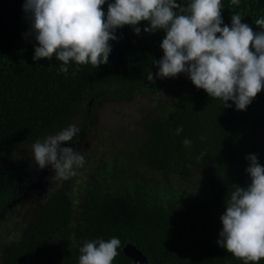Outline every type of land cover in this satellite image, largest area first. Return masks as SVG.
<instances>
[{
	"label": "trees",
	"instance_id": "1",
	"mask_svg": "<svg viewBox=\"0 0 264 264\" xmlns=\"http://www.w3.org/2000/svg\"><path fill=\"white\" fill-rule=\"evenodd\" d=\"M24 2L0 0V264H79L85 240L112 237L121 241L112 264H133L123 252L126 243L148 264H244L217 241L231 193L251 183L246 157L255 154L264 166V89L246 110H237L232 101L224 108L183 73L155 79L165 32L145 33L147 21L137 25L139 35L128 25L116 30L108 64L70 61L65 75L55 57L33 60L38 43ZM221 3L224 24L231 26L239 13L242 23L260 31L255 21L264 18V0ZM150 71L154 83L147 80ZM143 96L152 104L139 109L131 140L122 136L126 128L121 137L109 129L106 146L114 152L85 157L83 168L90 170L79 183L75 175L48 191L44 172L50 166L39 169L33 156L25 163L10 160L75 124L81 132L64 144L72 146L92 133L104 102ZM16 205L22 209L12 231L19 234L8 239L12 231L1 230V220ZM248 264H264V258Z\"/></svg>",
	"mask_w": 264,
	"mask_h": 264
},
{
	"label": "clouds",
	"instance_id": "2",
	"mask_svg": "<svg viewBox=\"0 0 264 264\" xmlns=\"http://www.w3.org/2000/svg\"><path fill=\"white\" fill-rule=\"evenodd\" d=\"M105 3L25 0L23 10L30 14V31L38 43L33 60L51 61L55 57L63 62L59 71L65 75L70 61L93 67L108 64L112 51L109 42L118 39L116 30L128 25L139 35L141 28L137 25L147 21L145 33L165 32L160 44L164 55L154 61L159 68L155 79L183 73L198 89L221 99L224 108H230L227 102L232 101L237 110H246L264 89V18L255 21L260 31H253L249 24L242 23L239 13L231 16V26L224 24L221 0H190L187 6L177 0H113L107 4L106 14ZM239 3L231 0L232 5ZM155 79L150 71L147 80L154 83ZM182 131V126L175 129L177 135ZM80 132L71 124L33 143L31 155L38 168L51 166L55 176L64 180L77 175V169L86 163L85 157L75 146L63 145ZM183 143L190 147L192 142L185 138ZM246 159L251 183L247 187L236 185L231 193L220 217L223 227L217 241L244 264L264 258V166L255 154ZM120 245L117 237L85 240L79 248V264H112Z\"/></svg>",
	"mask_w": 264,
	"mask_h": 264
},
{
	"label": "rangeland",
	"instance_id": "3",
	"mask_svg": "<svg viewBox=\"0 0 264 264\" xmlns=\"http://www.w3.org/2000/svg\"><path fill=\"white\" fill-rule=\"evenodd\" d=\"M149 98L146 96L134 98L129 101H106L104 102L98 109L96 114V118L94 120L95 125L92 129V133L86 137L82 138L76 144H72L77 149L81 151V154L84 157L92 158L95 155L103 156L104 154H112L115 149V146L109 145L106 146L108 143V139L110 137V130L113 129V137L120 136L123 133L124 129L126 131L122 134L124 140L128 142L131 137V131L133 130V121L137 119L139 116V109L150 105ZM77 124V123H76ZM77 126V125H76ZM123 127V128H121ZM132 127V128H131ZM121 128V129H120ZM69 146V145H64ZM117 148H121L117 146ZM32 147L29 149H22L19 152H16L15 155H9L12 161H19V162H27V159L32 156ZM16 159V160H15ZM87 168H83L80 172H77L75 181L79 183L82 181L86 173L90 170V165L86 166ZM45 183L46 189L49 191L55 186H58L63 179H59L55 176V173L52 171L51 166L45 170ZM34 187L40 188L38 186ZM28 201V200H27ZM26 201V202H27ZM23 207V206H22ZM21 207L15 206L12 209H9L6 216H4L1 220V230H3L6 234L8 230L12 231V224L14 220L17 218V213ZM22 209V208H21ZM19 230L16 233L12 231V233L7 234L8 239H16L18 237Z\"/></svg>",
	"mask_w": 264,
	"mask_h": 264
},
{
	"label": "water",
	"instance_id": "4",
	"mask_svg": "<svg viewBox=\"0 0 264 264\" xmlns=\"http://www.w3.org/2000/svg\"><path fill=\"white\" fill-rule=\"evenodd\" d=\"M35 186L40 187L41 185L37 183ZM123 252L133 261V264H148V261L143 253L132 243H126L123 247Z\"/></svg>",
	"mask_w": 264,
	"mask_h": 264
}]
</instances>
